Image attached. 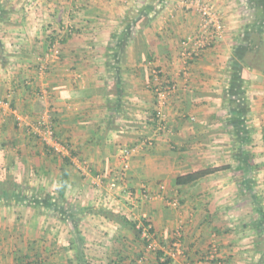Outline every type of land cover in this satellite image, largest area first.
Segmentation results:
<instances>
[{
	"label": "crops",
	"instance_id": "crops-1",
	"mask_svg": "<svg viewBox=\"0 0 264 264\" xmlns=\"http://www.w3.org/2000/svg\"><path fill=\"white\" fill-rule=\"evenodd\" d=\"M201 1H211L225 36L184 67L180 44L198 28ZM256 1L0 0V264H26L40 246L39 224L52 215L38 202L55 194L64 158L33 133L45 111L71 150L65 201L102 197L110 184L132 188L149 202L133 216L147 217L160 250L180 235L192 264H205L213 250L222 264H264V72L239 50L258 21L264 26V0ZM249 8L259 15L247 19ZM51 44L60 58L42 73ZM160 84L177 90L165 108L167 130L157 134ZM148 138L154 145L142 146L124 171L121 148ZM198 171L210 173L176 185ZM163 200L178 206L163 208ZM122 246L115 244L117 256L156 264L150 247Z\"/></svg>",
	"mask_w": 264,
	"mask_h": 264
},
{
	"label": "rangeland",
	"instance_id": "rangeland-1",
	"mask_svg": "<svg viewBox=\"0 0 264 264\" xmlns=\"http://www.w3.org/2000/svg\"><path fill=\"white\" fill-rule=\"evenodd\" d=\"M249 1L255 4L256 0ZM256 13L259 15V10L254 11L249 8L246 14L248 15L247 19L251 18L253 14L256 15ZM60 185L61 183L55 186L56 189L54 191V195H49L48 193L43 194V199H46V201L42 202L39 206L45 210L37 209L39 211H47V209H51L52 215L44 223H41V225L39 224V236H37L33 243L35 246L37 243L40 246L37 249L38 251L34 252L33 256L30 257V261H41L42 264H78L75 258L77 247L71 248V245H73L71 240L74 241V237L68 227L69 223L64 219V215L61 212L63 209L68 211V214L80 226L81 234L85 239L83 246L86 256L84 261L85 264H110V262L114 261L115 257H117L114 249L115 244L118 242L120 243V246L124 244L122 249L123 247L126 248L125 253L128 252L127 246L131 247V243L144 247L142 242L134 240L131 231L128 229H121L120 226L116 225L113 221L104 219V216L100 213L101 211L113 208L115 210L122 211L125 215L135 218L137 221L147 219V217L145 218L144 216H141L139 219L133 216L136 215L139 217L140 212L145 208V206L149 205V202H144L138 192L136 193V191H134L135 189L130 188V190L128 189L125 190V192H122V190H118L116 185L110 184L106 190L102 191V197L97 194V196L91 197L88 201L85 197L83 199L73 198L71 201L67 202L65 201V198L63 200H59V193L61 191ZM29 189L31 190L29 193L30 195L35 193L33 191V189H36L35 186H30ZM92 189L95 190L96 188L91 187V190ZM131 190H133L132 192L136 194L135 198L137 199L135 202L131 201L127 195ZM24 191L26 192V190ZM65 193H67V190ZM83 200L84 202H82ZM151 200L152 199L150 198L148 201ZM173 201L174 200H170L167 204H165V201L163 200L161 205L163 208L175 209L173 207ZM27 204L29 205L28 207H30V205L35 206V203L32 205V201H28ZM46 204H48L47 207ZM85 204H88V207H85ZM80 207H82V209ZM78 208L81 209L82 216L79 215L80 212L78 211ZM76 211L78 212V215H76ZM33 234V238L35 239L36 231H34ZM22 242L25 244V240ZM151 244L152 247L150 250L152 251L150 252L154 254V251L158 250V247L160 246L156 237L152 239ZM43 247L45 248L42 250ZM172 247L173 245L169 243V247L166 249V252L169 253V251L172 250ZM145 256L146 255L144 254L141 257ZM176 259L182 261L181 257ZM144 262L145 261L141 262V264H144ZM181 264H183V262Z\"/></svg>",
	"mask_w": 264,
	"mask_h": 264
},
{
	"label": "built area",
	"instance_id": "built-area-1",
	"mask_svg": "<svg viewBox=\"0 0 264 264\" xmlns=\"http://www.w3.org/2000/svg\"><path fill=\"white\" fill-rule=\"evenodd\" d=\"M198 12L200 15V22L196 32L184 40L180 44V55L184 67L188 66L189 62L199 57L203 52H205L214 42L222 40L225 36L226 28L221 16L216 11L215 7L211 1L206 2H197ZM49 53L46 56V60L40 65V72H45L48 69L50 62L59 60V51L55 46L51 44L49 46ZM156 76L159 75L157 71L154 73ZM177 87L175 84H160L155 86L153 93L155 96V110L154 116L152 118V124L154 132L159 134L167 130L166 126V114L165 108L169 102L170 97L176 92ZM5 102L0 99V111L3 109ZM20 123H23L21 118L18 119ZM33 133L40 139V141L45 145L50 151L55 153L61 159L67 158L71 154V150L68 145L63 143L61 139L56 134V129L52 116L48 111L41 113L33 126ZM154 145L153 139L148 138L141 143L129 146L122 147L120 150L119 157L123 164V170L126 171L129 169V160L130 158L139 152L142 146H152ZM86 167V165H84ZM87 169V168H86ZM84 173H88L81 169ZM103 183V178L97 176L94 184L100 186ZM142 196L149 198L148 190L145 187H142ZM128 197L133 199L135 197L134 192H128ZM174 206H177V201L173 202ZM151 226L144 229V237H147V230ZM152 247V244L149 246ZM172 259L181 257L184 259L183 264H192L189 261L185 250L183 249L182 243L180 242V235L176 238V241L173 244L172 250L167 253ZM219 260V261H218ZM204 264V263H203ZM205 264H222V261L217 257V251L213 250L209 253L208 258L205 259Z\"/></svg>",
	"mask_w": 264,
	"mask_h": 264
},
{
	"label": "trees",
	"instance_id": "trees-1",
	"mask_svg": "<svg viewBox=\"0 0 264 264\" xmlns=\"http://www.w3.org/2000/svg\"><path fill=\"white\" fill-rule=\"evenodd\" d=\"M259 3V1H258ZM259 28H261V32L264 31V26L259 27V21L255 28V31L252 32L244 42L240 44L239 50L243 52V61L252 69L260 70L264 72V39L261 32H259ZM63 168H62V181L60 185V193L59 200L64 199L65 192L68 186V159L64 158L63 160ZM210 171H198L194 173H188L186 175H180L176 179L177 186H187L191 185L193 182L205 177L209 174ZM15 190V187L6 188L5 192L7 193V200H9L12 192ZM28 201H26L27 203ZM42 202H38L41 204ZM48 204H46L47 207ZM64 215V219L69 223L71 227V232L74 237L73 245L77 246L76 260L78 264H85V254L82 247L84 246L85 239L81 234L80 226L75 222L74 219L63 209L61 211ZM66 212V213H65ZM102 216L106 219L113 221L114 223L120 225L124 229H128L131 231L134 240L138 242H142L144 247H149L152 239L155 237L154 230L151 227L147 230V237H144V229L150 226V223L146 221V219H141L137 221L135 218L125 215L122 211L110 209L106 211L100 212ZM77 218V217H76ZM262 229L264 230L263 224ZM142 240V241H141ZM173 244V243H172ZM260 251V250H259ZM166 251H162L160 249L155 251L156 254V264H174V259L168 256ZM26 264H42L41 261H30V258H27ZM219 261V260H218ZM110 264H134L127 257H122L118 255L114 261L110 262Z\"/></svg>",
	"mask_w": 264,
	"mask_h": 264
}]
</instances>
